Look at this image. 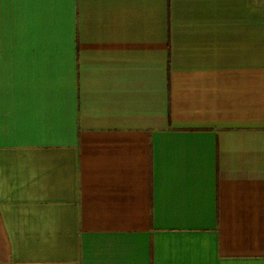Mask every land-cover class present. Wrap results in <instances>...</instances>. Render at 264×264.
<instances>
[{
	"label": "crops",
	"instance_id": "0c3cea01",
	"mask_svg": "<svg viewBox=\"0 0 264 264\" xmlns=\"http://www.w3.org/2000/svg\"><path fill=\"white\" fill-rule=\"evenodd\" d=\"M0 264H264V0H0Z\"/></svg>",
	"mask_w": 264,
	"mask_h": 264
}]
</instances>
